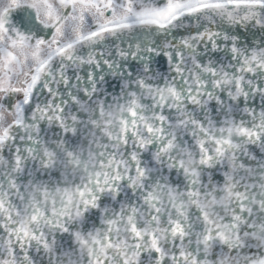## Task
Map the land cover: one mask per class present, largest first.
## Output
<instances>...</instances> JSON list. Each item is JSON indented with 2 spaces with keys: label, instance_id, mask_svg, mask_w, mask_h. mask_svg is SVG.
<instances>
[{
  "label": "snow or ice",
  "instance_id": "6c2138e0",
  "mask_svg": "<svg viewBox=\"0 0 264 264\" xmlns=\"http://www.w3.org/2000/svg\"><path fill=\"white\" fill-rule=\"evenodd\" d=\"M0 264H264V0H0Z\"/></svg>",
  "mask_w": 264,
  "mask_h": 264
}]
</instances>
